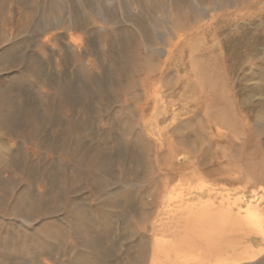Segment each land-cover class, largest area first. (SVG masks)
<instances>
[{
    "label": "bare ground",
    "instance_id": "obj_1",
    "mask_svg": "<svg viewBox=\"0 0 264 264\" xmlns=\"http://www.w3.org/2000/svg\"><path fill=\"white\" fill-rule=\"evenodd\" d=\"M114 2L121 5L122 0ZM126 2L130 12L132 5H140L142 14L131 17L127 23L131 28L123 27L117 31L112 43L108 37L102 38L113 59L104 56L101 64L93 67L96 68L94 74L87 71L82 74L80 84L88 85L90 92H83L78 87L80 101L83 102L80 107L75 109L68 104L63 88L46 87L38 102L41 122L35 111L25 113L23 119L16 122L19 129L14 133L3 118V112L13 107V101L8 96L1 98L0 173L13 174L12 167L15 165L26 172L33 162L44 160L48 164L47 172L39 175L43 185H39L41 194L34 203L35 212L32 210L39 217L43 215L42 196L49 192L52 204H55V209H51L61 211L67 205L69 207L78 190L93 191L99 195V192L108 189L111 180L122 185L137 179L135 181L141 182L143 187L148 182L147 188L141 186L133 189V193L124 192L125 209L119 216L124 226L120 234L115 233L110 224L117 221L118 215L113 216L114 220L113 217H104L98 225V231L104 237L102 243L111 244L108 249L105 248L108 261H113L114 255L119 260L122 250L123 264H248L264 254V116L255 115L258 109L264 110V104L259 103L255 111H252L249 101L244 100L239 106L226 91L229 85L221 82L227 73L223 67L222 51L217 48L216 33L210 30L211 24L202 22V4L213 7L214 0ZM257 15L263 16L264 9L258 10ZM158 41L162 42L168 54H174L162 59V53L156 47ZM143 48L150 52L143 54ZM81 65L76 63V66ZM160 74V78L154 81V77ZM183 77H189L192 84L187 98H190L191 92L198 94L194 100L197 104L195 110L176 125L165 144L146 141L139 126L145 119L149 101L157 94L155 86L160 87L159 99ZM253 92L251 94L256 91ZM89 108L95 114L92 119L84 118ZM77 113L83 116L79 117ZM253 116L257 117L251 125ZM105 117L114 120L115 129L87 148L85 142L92 138L84 137L85 132ZM45 128L50 130L53 139L51 147L44 146V142L39 140ZM10 137L11 140L29 144L15 160H10V154L15 149ZM116 139L119 147L112 149L110 146V150V143ZM118 149L122 153L115 166L123 168V175L121 173L120 176L114 175L111 169L113 162L107 161L106 157L110 151L117 155ZM42 151L47 154L45 156L44 153L45 157ZM199 156H202L201 164L196 169L202 170L207 177H200L196 187L207 188L202 190L205 195L200 193L203 196H199L201 189L197 191L191 186L179 191L170 187L159 201L157 198L163 190L160 187L163 178L175 181L178 173L191 168L190 164ZM196 169L191 172H197ZM184 175L182 181L187 176L186 173ZM15 177L18 181L22 179L17 174ZM49 180L52 181V189L48 186ZM213 184L219 187L224 184L230 188L226 193L214 194ZM235 186V189L231 188ZM244 186H249L250 193L239 192L238 188ZM252 188L255 189L253 192ZM8 191L4 192V196L10 199L13 196ZM238 194L240 196L234 197ZM149 196L154 203L147 201ZM153 207L156 210L150 216ZM133 212L136 216L131 215L127 220L128 213ZM86 225L87 229L80 230L84 224L73 221L71 229L74 231L64 235L67 238L62 245L71 250L78 247L86 249L91 227L87 221ZM141 228L145 229V236ZM52 235L60 238L62 234L54 232ZM255 245L262 247L256 248ZM121 246L127 247L128 252L120 249Z\"/></svg>",
    "mask_w": 264,
    "mask_h": 264
},
{
    "label": "rangeland",
    "instance_id": "obj_2",
    "mask_svg": "<svg viewBox=\"0 0 264 264\" xmlns=\"http://www.w3.org/2000/svg\"><path fill=\"white\" fill-rule=\"evenodd\" d=\"M126 4L128 5L126 0H122L121 5H118L114 0H0V100L8 96L14 102H12L14 108L10 106L3 112L6 125L8 124L7 126L12 132L15 133L19 129V124L16 122L21 121L25 113H34L35 111L38 120H42L38 102L39 96L46 87L49 89L63 88L68 104L74 108L83 104L78 91L81 88L83 92H90V89L88 85L80 84L82 74L85 71L94 74L96 68L93 67L101 64V58L104 56L108 55L109 60L113 59V56L105 49L102 38L108 37L112 43L117 37V31L123 27L131 28V25H127L131 17L134 15L139 17L142 14L140 5H132L133 9L130 12ZM214 6L207 7L206 4H202V22L211 24L210 30L216 33L217 48L222 51L223 67L227 73L221 82L229 85L225 89L239 103V106L244 100L249 101L252 111H255L259 108V103L264 104V89H261L264 88V15L261 17L257 15L258 10L264 9V0H214ZM125 16L126 18H124ZM156 47L161 51L162 59L174 54L173 52L168 54L160 41L157 42ZM148 52H150L149 49L143 48V54ZM77 62L82 65L76 66ZM161 74L154 77L153 80H158ZM184 79L186 80L184 81ZM191 85L189 77H183L178 83L172 84L169 88L171 90H168L159 99L157 95L161 93L160 87L159 85L155 86L157 94L149 101V106L145 110V119L139 126V131L146 141L165 144L166 138L172 135L176 125L183 122L185 116L195 110L197 104L194 103V100L198 96L197 92H189L190 96L188 97L190 98H187L188 88ZM249 85L252 87L251 89ZM95 88L98 89L97 86ZM253 91H256L255 94H251V92L254 93ZM257 94L259 97L256 96ZM94 102L95 100L90 105L91 108ZM262 111L264 110L258 109L255 115L257 113V116L263 117L264 112ZM85 115L84 118L92 119L95 114H92L89 108L88 115L87 113ZM77 116H79L78 113ZM257 116H253L251 125ZM99 123L100 125H97ZM115 126L111 117H105V120L99 119L85 132L84 137L92 138L89 139L91 141L85 142V146L89 148L94 145L104 135L111 133ZM253 128L255 129V126ZM46 130L48 129L45 128L41 132L39 140L44 142V146L51 147L54 145L53 139L49 134L50 130ZM116 141L117 139L110 143V150L119 147L117 144L119 141ZM11 142L15 149L10 154V160H15L19 153L23 154L27 150L29 144L15 140H11ZM42 153L44 156L45 152L42 151ZM121 153V150L118 149L117 155L110 151L106 156L107 161L113 162L111 169L117 176H120L121 173L123 175V168L115 166V161L120 158ZM187 159L189 158L187 157ZM201 159L202 156H199L197 160L192 161L191 168L182 171L187 175L183 181L182 178L185 175L182 173H178L177 181L163 178L165 183L160 185L163 190L161 193L159 188L161 195L159 194L157 199L161 200L163 193L170 187L175 191H179L183 187L186 189L189 186L197 188V191L207 189L201 185L196 187L200 177L205 179L207 177L202 170L196 169L201 164ZM47 167L48 164L43 160L40 163L33 162L29 171H26L27 173L17 165L12 167V170L15 171L13 174L10 172L0 173V264H123L121 262L124 259L122 250H120L119 260L115 258L117 255L112 257L115 261L106 259L105 248L108 249L111 244L104 245L102 243L104 237L98 231V225L101 224L104 217L121 216L125 209L124 192L133 193V189L143 187L142 183L136 182L137 179H132L133 181L120 185L111 180L110 183L113 187L109 184L108 191L99 192V195L93 191L78 190L76 196L71 199L69 207L67 205L65 210L61 211L51 209L53 207L55 209V204H52L49 192L44 196L41 195L43 215L41 214L42 216L39 217L38 214H34L36 209L34 203L40 197L38 195L41 194L39 185H43L39 180V175L47 172ZM195 169L197 172H191ZM156 171H158L157 168ZM15 174L22 179L18 181L16 177L13 178ZM47 183L51 188L52 181L49 180ZM148 186L149 183L146 182V186L143 188ZM236 187L231 188L235 189ZM7 188L10 193H13H11L13 197L10 196V199L4 196L8 191ZM213 188L212 193L214 194L226 193L230 186L222 184L219 187L213 184ZM238 189H240V193H250L249 186ZM253 190L255 189L252 188L251 191L253 192ZM201 191H199V196L205 195V191ZM206 192L208 191L206 190ZM238 196L240 194L234 197ZM147 201L154 203L150 196L147 197ZM113 202L114 204H112ZM155 210V207L151 208L149 215L151 216ZM131 215L136 216L134 212L128 213L127 220H130ZM119 218H116L117 221H111L110 224H112L115 233L120 234L124 222L121 217ZM73 221H79L80 225L84 224L80 230L88 228L86 221L91 225L86 249L78 247L71 250L62 245L67 238L64 235L74 231L71 229ZM141 231L145 236L143 233L145 229L141 228ZM54 232H60L61 237L52 235ZM255 246L256 248L262 247L261 245ZM123 248L125 252H128L127 247L120 249ZM247 263L264 264V254Z\"/></svg>",
    "mask_w": 264,
    "mask_h": 264
}]
</instances>
